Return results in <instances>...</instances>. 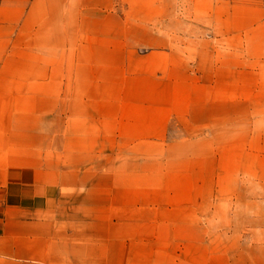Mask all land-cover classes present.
<instances>
[{"label": "rangeland", "instance_id": "1", "mask_svg": "<svg viewBox=\"0 0 264 264\" xmlns=\"http://www.w3.org/2000/svg\"><path fill=\"white\" fill-rule=\"evenodd\" d=\"M20 10V43L12 32L4 71L23 92L36 87L40 154L77 155L85 134L96 156L99 134L109 170L111 133L79 132L67 100L81 104V119L85 104L100 119L116 108L144 128L147 117L153 130L118 131L131 138L125 166L164 173L167 185L213 184V196H198L215 205L201 218L264 239V0H21ZM225 93L228 122L197 129L202 99L211 95L220 118Z\"/></svg>", "mask_w": 264, "mask_h": 264}, {"label": "crops", "instance_id": "2", "mask_svg": "<svg viewBox=\"0 0 264 264\" xmlns=\"http://www.w3.org/2000/svg\"><path fill=\"white\" fill-rule=\"evenodd\" d=\"M20 9L21 0H0V264H264L260 235H231L230 220L215 226L198 214L215 208L198 198L213 196V184L206 191L197 183L167 185L164 173L125 166L131 138H119L118 131L153 130L147 117L144 128L116 108L100 119L85 104L81 119V104L76 109L67 100L63 112L78 115L79 132L111 133L110 168L101 170L99 134L92 142L100 152L96 156L88 153L92 144L85 134L75 142L77 155L40 154L43 109L36 87L23 92L21 78L4 71L12 32V41L20 43ZM212 100L211 95L202 99L197 129L213 131L215 123L228 122L227 94L221 95L220 118L215 119ZM70 113L68 130L75 120ZM166 121L164 115L163 125Z\"/></svg>", "mask_w": 264, "mask_h": 264}]
</instances>
